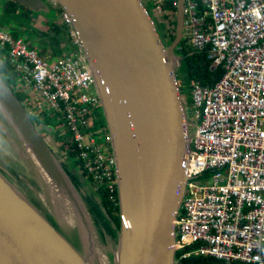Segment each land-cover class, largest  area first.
<instances>
[{"label": "water", "instance_id": "1", "mask_svg": "<svg viewBox=\"0 0 264 264\" xmlns=\"http://www.w3.org/2000/svg\"><path fill=\"white\" fill-rule=\"evenodd\" d=\"M14 1L33 12L46 8L42 0ZM57 2L72 17L99 81L118 159L120 228L100 198L89 202L84 174L56 154L0 76L2 129L19 154L32 161L48 204L65 223H74L77 215L89 232L87 211L94 217L99 207L104 223L119 233L116 264H177L174 221L187 188L190 142L187 99L176 72L184 0H179L176 37L169 47L143 0ZM44 130L56 133L53 126ZM48 204L30 201L0 170V264H92V246L89 255L83 254L51 219L54 214L43 211ZM94 222L99 226L98 219Z\"/></svg>", "mask_w": 264, "mask_h": 264}, {"label": "built area", "instance_id": "2", "mask_svg": "<svg viewBox=\"0 0 264 264\" xmlns=\"http://www.w3.org/2000/svg\"><path fill=\"white\" fill-rule=\"evenodd\" d=\"M148 1L164 17L176 15L180 4ZM49 4L60 8L73 51L50 64L25 39L0 29L1 61L20 75L17 89L27 93L26 107L41 124L46 109L64 121L56 126L59 137L70 138L59 147L61 159L75 151L88 182L119 207L113 135L106 125L99 142L94 129L103 111L97 74L72 17L57 0ZM182 12L192 48L207 51L211 68L223 67L224 74L213 86L191 84L198 123L187 121L188 182L174 221L176 262L196 255L264 264V0H184Z\"/></svg>", "mask_w": 264, "mask_h": 264}, {"label": "rangeland", "instance_id": "3", "mask_svg": "<svg viewBox=\"0 0 264 264\" xmlns=\"http://www.w3.org/2000/svg\"><path fill=\"white\" fill-rule=\"evenodd\" d=\"M0 1H5V0H0ZM44 4L46 5V8H41L39 10H36L34 13H38L41 15L43 18H46L48 21L55 22L58 20V14L57 11L53 8H49L48 2L49 0H42ZM145 5L148 7L150 10L152 16L154 17L156 23L160 26L161 32L165 37V42L166 46L169 47L171 44L170 40V35H173L175 31L173 30V27L178 24L179 21V16L178 14L176 15H168L169 17H164L160 16L157 11H155L154 5L152 3H149L148 0H143ZM48 6V9H47ZM38 24V23H37ZM47 24V23H46ZM44 26L43 24H41ZM6 29V28H5ZM9 32V31H8ZM10 33V32H9ZM187 34L184 29V36L182 41L180 42L183 43L186 41ZM51 38L45 39L41 38L40 42L44 45H48L50 43H53V41H50ZM190 43V42H189ZM179 44V45H180ZM191 45V44H190ZM39 54H43L42 48L39 49V47L35 46L34 47ZM4 52V51H1ZM55 52V51H54ZM53 53V52H52ZM60 56V53H56L55 55H50L47 58L48 63L52 64L53 62L58 59ZM177 58H180V56H177ZM1 61V59H0ZM181 62V58L179 60ZM176 72H178V82L180 84V87L182 89L183 95H185L187 99V104H186V109L189 118H192L191 121L194 124H197L198 121H193V112H194V106H193V95H192V83L189 79L188 73L186 69H179L178 62H176ZM29 112V108H26ZM47 112H51L49 109H46ZM30 116L32 119L35 121V118L31 112H29ZM63 120L58 117V114H55L53 116V121L52 123L54 125H60L63 124ZM39 132L46 138L50 146L53 148L56 147L58 144L59 147H63V144L66 142H69V137H59L58 132H56L54 135L51 133H46L44 131V127H46L45 124L43 125H38L35 122ZM107 125V120L105 115L103 114V111L101 110V116L99 115V122L95 124L94 129L99 131V142H101V134L104 132L102 130L105 126ZM63 126V125H62ZM57 129V127H56ZM58 131V130H57ZM61 149V148H60ZM59 152H56V154ZM18 151L14 148L11 143H6V141L3 140V138H0V170L4 174V176L11 182L13 183L16 188L24 195L26 196L30 201L37 200L39 202V205H45L43 202V197L45 196L46 199L44 198L45 202L48 204L47 199L48 194L46 191L45 186L42 185L41 183V176L40 174L35 171V167L33 166L32 161L29 159L27 161L21 154H19ZM20 156V157H19ZM60 157V156H59ZM64 160L67 162H70L74 165V162L70 161V158L68 156H64ZM73 161H76L75 158H73ZM31 163V164H30ZM32 165V166H31ZM78 173L82 174L81 167L79 163H75L74 167ZM34 170V171H33ZM203 181V178H202ZM100 191L96 190L93 185L90 183L86 188H84V193L85 194H90L88 195L87 199L89 201H95V197L99 198L100 196ZM50 203V201H49ZM42 204V205H41ZM44 208L42 207L43 211H45L46 214L52 212L54 215L51 216V219H53L57 224H60L59 229L66 234V236L71 239L73 243H75L76 247L83 252V254L89 255L88 248L90 247L89 245L92 246V253L89 256V259L92 264H116V256H117V251H118V242H119V233H110L109 227L104 221L101 219L99 213H97L96 210H93L94 217L89 213L87 205L85 204V208L87 211V215L90 220L89 224V232L86 229V227L83 225V223L79 220L78 216H74V223L67 224L65 223L64 219H61L52 209V207ZM46 206V205H45ZM94 219H98L100 223H97L99 226H97L94 222ZM83 245V246H82Z\"/></svg>", "mask_w": 264, "mask_h": 264}, {"label": "trees", "instance_id": "4", "mask_svg": "<svg viewBox=\"0 0 264 264\" xmlns=\"http://www.w3.org/2000/svg\"><path fill=\"white\" fill-rule=\"evenodd\" d=\"M170 4H167V7H170ZM38 13H34L29 8L22 6L20 3L15 2L14 0H5L0 1V25L4 26L7 31H9L13 37L15 38H23L26 41L32 44V47H45L48 45H44L40 42L41 38H51L50 41H56V37L54 38L53 32H60V28L52 22L51 31L43 32L39 28H37V16ZM165 17H169L168 15ZM175 33L170 35L171 42L175 39L176 31H177V24L173 27ZM188 38V37H187ZM176 55L180 56L181 62L179 69L181 70L186 69L189 79L192 82L198 81L201 82L203 85L213 86L216 82L220 80V78L224 74V68L219 67L217 69H212V60L209 59V54L207 51L198 52L192 48L189 43V38L181 43L177 50ZM1 59V55H0ZM0 76L8 85V87L14 92L18 100L25 105V99L27 96L26 92L20 93L17 92V84L20 79V75L15 71V69L10 65L8 60L0 61ZM44 116V124L47 126L56 127L52 123L53 116L51 115L52 112H43ZM36 120L39 121L38 117H35ZM65 146H63L64 149ZM66 148V147H65ZM77 156L75 151H71L69 153V158L71 162H74V165L70 162L69 167H75V161L73 158ZM70 173V171H69ZM76 179V178H75ZM100 192V201L103 206H105L112 216L113 221L118 226V229L121 226V218H120V208L114 206L113 204L109 203L108 196L105 190H99ZM97 213L102 216L99 207L96 208ZM102 218V217H101ZM109 230L113 233L115 231L111 228L109 223L107 222ZM180 253H177V258L180 256ZM180 264H244L239 262L227 263L225 261L216 260L214 258H207L203 256H196L191 255L187 259H184L180 262Z\"/></svg>", "mask_w": 264, "mask_h": 264}, {"label": "crops", "instance_id": "5", "mask_svg": "<svg viewBox=\"0 0 264 264\" xmlns=\"http://www.w3.org/2000/svg\"><path fill=\"white\" fill-rule=\"evenodd\" d=\"M48 5L50 6V8H53V9H55L57 11L58 20H56L53 23H55L60 28V32H53L52 36L54 38L56 37V41L54 40V43H50L48 46H45V47H39V49L42 48L43 54L41 53V55H43V56L49 57L50 55H55V52L56 53L59 52L60 53L59 57H61L64 53H68L70 51H73L74 46H73V44L71 42L68 30L63 25V22H62V19H61V10H60V8L53 7L51 4H49V2H48ZM37 17H38L37 18V23L38 24H36L37 28H39L43 32L51 31V28L53 27L52 26V22L48 21L46 18H43L41 15H38ZM41 24H43L44 26H42ZM30 45L32 46L31 43H30ZM0 138H3V140L6 141V143H8L10 141V140H8V135L6 133H4L1 123H0ZM52 149L55 152H59V150H60V148H57V145H56V148L53 147ZM57 154L59 156H61L60 153H57ZM84 188H86V187H84ZM84 188H83V191H84ZM85 195L88 196V195H91V193L90 194L88 193V194H85Z\"/></svg>", "mask_w": 264, "mask_h": 264}, {"label": "flooded vegetation", "instance_id": "6", "mask_svg": "<svg viewBox=\"0 0 264 264\" xmlns=\"http://www.w3.org/2000/svg\"><path fill=\"white\" fill-rule=\"evenodd\" d=\"M16 91L22 93V92L19 91L18 89H17ZM25 105L27 106V104H26V100H25ZM26 108H27V107H26ZM29 112H31V110H30ZM32 114H33L34 118H35V117H39V115H37L34 111H32ZM35 122H36L38 125H43V124L39 123V122L36 120V118H35ZM44 131H45V130H44ZM46 133H48V132H46ZM57 145H58V144H57ZM76 180H77V179H76Z\"/></svg>", "mask_w": 264, "mask_h": 264}, {"label": "bare ground", "instance_id": "7", "mask_svg": "<svg viewBox=\"0 0 264 264\" xmlns=\"http://www.w3.org/2000/svg\"><path fill=\"white\" fill-rule=\"evenodd\" d=\"M19 153V152H18ZM19 155V154H18ZM20 157V156H19ZM40 169L42 170V168L40 167ZM43 171V170H42ZM44 202V201H43ZM90 203H93L94 201H89ZM44 204H45V202H44ZM60 216H67L66 214H63V213H60L59 214ZM68 218L71 220V217L70 216H68Z\"/></svg>", "mask_w": 264, "mask_h": 264}]
</instances>
